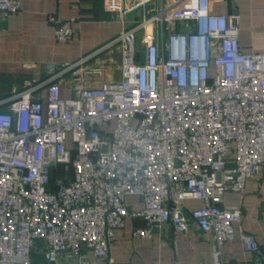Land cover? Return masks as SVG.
<instances>
[{"label":"built area","instance_id":"obj_1","mask_svg":"<svg viewBox=\"0 0 264 264\" xmlns=\"http://www.w3.org/2000/svg\"><path fill=\"white\" fill-rule=\"evenodd\" d=\"M151 1L104 6L124 22ZM20 11V0H0V13ZM47 19L56 42L75 38V20ZM239 36L237 11L160 0L99 51L118 50L119 80L89 85L105 65L81 60L68 66L73 98L49 82L44 95L26 88L0 109V264H32L34 251L47 264L108 259L127 218L143 222L135 238L163 223L211 233L219 246L238 235L264 263L256 238L236 228L242 208L223 205L264 167V52L243 53Z\"/></svg>","mask_w":264,"mask_h":264},{"label":"crops","instance_id":"obj_2","mask_svg":"<svg viewBox=\"0 0 264 264\" xmlns=\"http://www.w3.org/2000/svg\"><path fill=\"white\" fill-rule=\"evenodd\" d=\"M135 0H126L129 6ZM171 5L184 0H162ZM17 14L0 13V109H5L26 88L44 95L49 82H60L62 98H73L72 71L68 66L84 63H103L104 76L89 85L99 86L103 80L120 79V55L116 48L103 54L99 51L114 40L123 29L135 27L156 11L160 0L124 16V22L104 6V0H20ZM215 14H240V49L250 54L264 52V0H211ZM75 20L76 34L70 43L54 38V26L47 19ZM142 33H139L141 44ZM131 211L142 208L138 198H128ZM187 210L201 206L199 201L183 202ZM224 206L241 207L243 218L236 226L253 235L264 251V167L261 174L247 181L242 194H228ZM143 222L127 218L125 226L115 235L107 258L91 264H264L247 251L239 236L219 246L211 233L193 229L187 233L174 232L167 223L156 227L152 238H135L133 229ZM218 255V259L215 257ZM44 257L37 251L32 264ZM46 262V261H45ZM47 263V262H46ZM64 264H76L71 261Z\"/></svg>","mask_w":264,"mask_h":264},{"label":"water","instance_id":"obj_3","mask_svg":"<svg viewBox=\"0 0 264 264\" xmlns=\"http://www.w3.org/2000/svg\"><path fill=\"white\" fill-rule=\"evenodd\" d=\"M181 31L185 32V33H190L191 32V27H184V28H182Z\"/></svg>","mask_w":264,"mask_h":264},{"label":"rangeland","instance_id":"obj_4","mask_svg":"<svg viewBox=\"0 0 264 264\" xmlns=\"http://www.w3.org/2000/svg\"><path fill=\"white\" fill-rule=\"evenodd\" d=\"M39 264H47V263H46L45 260L43 259V260L39 261Z\"/></svg>","mask_w":264,"mask_h":264}]
</instances>
